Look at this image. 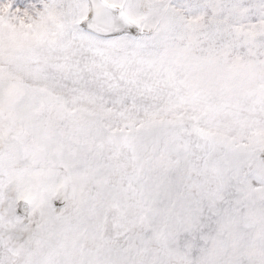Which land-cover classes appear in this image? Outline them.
Listing matches in <instances>:
<instances>
[{
  "label": "snow or ice",
  "instance_id": "6c2138e0",
  "mask_svg": "<svg viewBox=\"0 0 264 264\" xmlns=\"http://www.w3.org/2000/svg\"><path fill=\"white\" fill-rule=\"evenodd\" d=\"M0 264H264V0H0Z\"/></svg>",
  "mask_w": 264,
  "mask_h": 264
}]
</instances>
